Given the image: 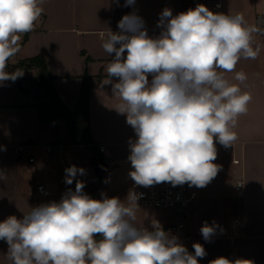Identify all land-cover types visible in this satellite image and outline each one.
<instances>
[{
	"label": "clouds",
	"instance_id": "9594fccd",
	"mask_svg": "<svg viewBox=\"0 0 264 264\" xmlns=\"http://www.w3.org/2000/svg\"><path fill=\"white\" fill-rule=\"evenodd\" d=\"M43 4L0 0V82L22 75L19 69L6 71L8 61L20 51L21 35L34 30ZM134 5L135 0H125V6ZM157 26L160 35L150 37L133 12L118 22L119 32L108 31L102 48L114 57L103 85H111L120 101L114 109L126 116L136 136L128 156L135 184L203 188L219 171L213 163L216 144L227 148L238 139L234 129L252 94L242 90L247 74L235 69L241 59L259 56L254 34L264 30L248 24L242 13L213 12L203 4L175 16L165 8ZM232 72L235 83L225 75ZM84 174L75 165L65 169V183L75 180L74 191L69 188L59 202L31 207L22 218L10 215L0 222L9 264H199L207 255L200 243L190 253L158 222L152 230L138 227L134 191L124 201L103 193L93 199L76 179ZM7 179L0 171V181ZM218 227L205 222L203 238L210 241ZM209 264L244 261L220 256Z\"/></svg>",
	"mask_w": 264,
	"mask_h": 264
},
{
	"label": "crops",
	"instance_id": "0c3cea01",
	"mask_svg": "<svg viewBox=\"0 0 264 264\" xmlns=\"http://www.w3.org/2000/svg\"><path fill=\"white\" fill-rule=\"evenodd\" d=\"M198 4L213 12L242 13L248 24L259 28L264 24V0H135L134 6H125V0H44V12L35 22L34 30L21 35L20 51L8 65L43 57L59 98L71 112L77 110L85 74L101 76L94 83L89 100V128L94 143L107 145L108 154L117 161L118 167L112 173L113 181L95 190L93 199L96 193L107 188L118 193L119 166L123 164L118 155L124 152L128 158L129 141L136 139L134 130L126 123V116L114 109L120 101L112 96L111 85H103L107 80V64L114 57L103 50L104 37L109 30L119 32L118 22L133 12L146 18L144 28L148 35L158 37L162 29L157 23L165 8L171 9L175 16ZM25 37L27 40L22 43ZM254 44L261 47L259 56L254 60L241 59L235 69L247 74L242 90L252 94V101L247 113L238 119L234 129L238 139L233 145L225 148L216 144L217 158L213 163L220 166L217 175L203 188L191 187L196 199L188 208L172 213L181 217L167 218L160 210L137 209L138 227L152 230V225L158 222L190 253H194V243L203 245L207 255L198 258L199 264H209L220 256L243 260L244 264H249L248 261L264 264L262 32L254 34ZM20 71L22 75L17 80L0 82V171L8 175L6 181H0V222L10 215L22 218L31 207L59 202L69 188L75 190V180L71 186L65 183V169L73 165L88 169L94 159L92 147L73 142L65 117L47 122L41 120L38 105L50 104L51 98L37 81V69ZM234 74L225 73L235 83ZM21 145L25 146L22 152L19 151ZM31 158L34 160L30 161ZM234 159H238L239 164H234ZM128 167L130 172V164ZM78 176L76 179L81 180ZM81 181L86 183L83 178ZM240 181L243 186L238 191L236 187ZM40 184L51 191L50 196L38 193ZM130 191L129 182L127 196ZM236 219L242 220L243 227L234 234L218 236L216 231L210 241L203 238L200 229L205 222L230 225ZM7 251V243L0 240V264H9Z\"/></svg>",
	"mask_w": 264,
	"mask_h": 264
},
{
	"label": "built area",
	"instance_id": "2783aa9c",
	"mask_svg": "<svg viewBox=\"0 0 264 264\" xmlns=\"http://www.w3.org/2000/svg\"><path fill=\"white\" fill-rule=\"evenodd\" d=\"M142 20L144 21V23L146 22L145 17H142ZM153 21L156 22L157 20L153 19ZM89 146L94 150L96 161L92 163L90 168L85 169V174L82 175V178L86 181V189H100L107 186L113 181L112 173L114 169L118 167V163L113 159L112 156L108 154L107 145L102 143H93ZM24 148L25 146L21 145L19 147V151L22 152ZM49 151H51V149ZM231 151L232 150L229 148L228 152ZM33 160V158L30 159V161ZM233 163L239 164V160L234 159ZM132 170L133 168L130 163V171ZM130 184L131 191H134L139 196V199L137 200L139 208L180 211L188 208L196 199V193L188 184L173 187L170 183H161L149 187H143L136 185L131 177ZM242 186L243 182L240 181L236 189L240 191L242 189ZM37 191L42 196L51 195V191L44 184L38 185ZM62 194H64V192H62ZM179 227H182V225H180ZM242 227L243 222L241 219L234 220L230 225L221 223L217 228V235H231Z\"/></svg>",
	"mask_w": 264,
	"mask_h": 264
},
{
	"label": "trees",
	"instance_id": "16d2710c",
	"mask_svg": "<svg viewBox=\"0 0 264 264\" xmlns=\"http://www.w3.org/2000/svg\"><path fill=\"white\" fill-rule=\"evenodd\" d=\"M27 37L22 41L24 43ZM87 60H90L87 58ZM38 70L37 81L40 87L50 96L51 103L48 105H38L41 120L43 122L58 120L59 118L65 117L69 123L73 142L75 144L90 145L94 143L90 128H89V100L94 83L101 79V76L92 77L87 73L83 79V87L81 98L78 103L77 110L71 112L67 106L59 98L54 85L53 76L50 74L49 66L46 60L41 56L26 59L19 62L17 65H8L6 71L15 72L17 69H32ZM17 80V78L15 79ZM20 88L22 85L18 82ZM96 161L94 156L93 162ZM92 162V163H93ZM97 189H84L83 191L93 198V193Z\"/></svg>",
	"mask_w": 264,
	"mask_h": 264
},
{
	"label": "rangeland",
	"instance_id": "374dc122",
	"mask_svg": "<svg viewBox=\"0 0 264 264\" xmlns=\"http://www.w3.org/2000/svg\"><path fill=\"white\" fill-rule=\"evenodd\" d=\"M262 30H264V24L261 25L260 27ZM262 34L264 35V31H262ZM119 158L123 159L121 166H119V172H118V176L120 179V187L118 190V193L115 191L114 193L110 192L108 190V188L106 190L103 191H99L98 193H96L95 195V199H101V194H105L108 198H112V197H118L120 200L124 201L127 198V188H128V183L130 182V175H129V160L128 158H126V153L124 152H120L118 155ZM81 177V178H80ZM78 178H80L82 180V176H78ZM86 189V188H84ZM126 202V201H125ZM137 209H142V208H137ZM145 209V208H143ZM155 210V209H152ZM165 212L166 214L163 215V217H167V218H173V217H181L179 215H173V211L170 210H160Z\"/></svg>",
	"mask_w": 264,
	"mask_h": 264
}]
</instances>
